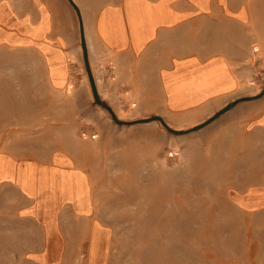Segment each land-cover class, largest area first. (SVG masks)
<instances>
[{
	"label": "rangeland",
	"instance_id": "rangeland-1",
	"mask_svg": "<svg viewBox=\"0 0 264 264\" xmlns=\"http://www.w3.org/2000/svg\"><path fill=\"white\" fill-rule=\"evenodd\" d=\"M197 24L172 33L166 49L250 53L232 59L264 71V30ZM90 48L102 103L81 40L63 87L38 52L0 46V150L43 163L66 156L89 177L92 200L84 215L34 217L14 212L17 196L0 188V264H264V133L247 124L255 96L197 128L214 113L170 111L148 95L146 70L127 69L139 95L130 97Z\"/></svg>",
	"mask_w": 264,
	"mask_h": 264
},
{
	"label": "crops",
	"instance_id": "crops-1",
	"mask_svg": "<svg viewBox=\"0 0 264 264\" xmlns=\"http://www.w3.org/2000/svg\"><path fill=\"white\" fill-rule=\"evenodd\" d=\"M75 1L89 51L95 46L100 64L115 65L119 88L128 84V68L132 72L146 70L148 95L160 98L167 109L177 113L200 108L215 114L227 105L230 111L253 94L257 112L247 117V124L264 133V82L232 59L252 56L250 53L236 55L217 48L185 53L165 47L177 29L192 23L200 28L203 25L197 23L205 20L227 19L243 29L264 30V0ZM79 29L80 17L65 0H0V46L29 47L44 56L56 87L72 86L70 60L79 56ZM132 84L128 86L135 87ZM133 87L130 97L138 98ZM3 187L17 196L14 212L34 217L49 212L84 215L92 209L89 177L61 154L51 163H43L0 150ZM258 197L264 198V193Z\"/></svg>",
	"mask_w": 264,
	"mask_h": 264
},
{
	"label": "water",
	"instance_id": "water-1",
	"mask_svg": "<svg viewBox=\"0 0 264 264\" xmlns=\"http://www.w3.org/2000/svg\"><path fill=\"white\" fill-rule=\"evenodd\" d=\"M69 1L74 5V7L76 8V10L78 12V15L80 17L82 46H83V51H84V59H85L86 68H87V71H88V74H89V78H90V81H91V84H92V89H93L96 101L99 102V103H102V100L100 98V94H99V91H98L96 79H95V76H94V72H93V69H92V66H91V62H90L88 43H87L86 36H85V29H84V23H83V19H82L81 10H80V8H79V6H78V4L76 3L75 0H69ZM262 93H264V89H263ZM105 106L108 107L111 111H113V108L111 106H109L108 104H105ZM229 108H230V105L225 106L224 108H222L221 110L216 112L214 115H212L208 120H206L205 122H203L200 125H198L197 128L207 125L208 123H210L211 121H213L214 119L219 117L221 114L226 112Z\"/></svg>",
	"mask_w": 264,
	"mask_h": 264
},
{
	"label": "built area",
	"instance_id": "built-area-1",
	"mask_svg": "<svg viewBox=\"0 0 264 264\" xmlns=\"http://www.w3.org/2000/svg\"><path fill=\"white\" fill-rule=\"evenodd\" d=\"M255 51L256 52H259L260 51V48H255ZM262 51V50H261ZM259 61H261V58L259 57L258 59ZM260 63V62H259ZM257 79L260 80V81H263L264 82V71H261L259 76H257Z\"/></svg>",
	"mask_w": 264,
	"mask_h": 264
}]
</instances>
